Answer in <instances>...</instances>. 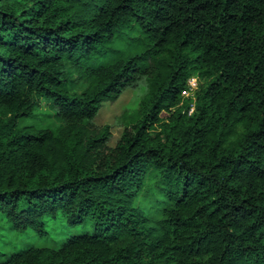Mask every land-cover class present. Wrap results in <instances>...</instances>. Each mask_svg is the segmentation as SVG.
I'll return each instance as SVG.
<instances>
[{"label":"trees","instance_id":"1","mask_svg":"<svg viewBox=\"0 0 264 264\" xmlns=\"http://www.w3.org/2000/svg\"><path fill=\"white\" fill-rule=\"evenodd\" d=\"M0 218V264H264V0H0Z\"/></svg>","mask_w":264,"mask_h":264},{"label":"rangeland","instance_id":"2","mask_svg":"<svg viewBox=\"0 0 264 264\" xmlns=\"http://www.w3.org/2000/svg\"><path fill=\"white\" fill-rule=\"evenodd\" d=\"M138 99V95L132 87H127L120 96L115 99L104 103L99 113L95 117V123L97 125L108 124L111 127L112 137L109 140V145L113 146L119 138L122 130L124 129V123L126 122V114ZM23 124H32L37 128L52 129L57 131L62 125V121L55 118L51 110L46 106L44 102L41 103L40 108L36 111V115L24 120ZM56 227L59 226L57 225ZM36 245L40 246H52L54 245L48 239L43 238H30ZM22 235H19L10 225L0 218V260L4 259L8 254L13 252L16 246H21ZM57 245V244H56Z\"/></svg>","mask_w":264,"mask_h":264},{"label":"built area","instance_id":"3","mask_svg":"<svg viewBox=\"0 0 264 264\" xmlns=\"http://www.w3.org/2000/svg\"><path fill=\"white\" fill-rule=\"evenodd\" d=\"M198 85V81L197 78L195 77H191L187 80V85L185 87V89L182 91V96L183 97H193L194 92L197 88Z\"/></svg>","mask_w":264,"mask_h":264}]
</instances>
